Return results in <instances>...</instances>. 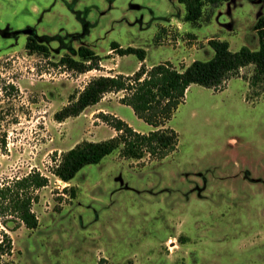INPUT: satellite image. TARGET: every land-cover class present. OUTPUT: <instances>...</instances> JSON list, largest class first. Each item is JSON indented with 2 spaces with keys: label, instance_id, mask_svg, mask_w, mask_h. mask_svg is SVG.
<instances>
[{
  "label": "rangeland",
  "instance_id": "1",
  "mask_svg": "<svg viewBox=\"0 0 264 264\" xmlns=\"http://www.w3.org/2000/svg\"><path fill=\"white\" fill-rule=\"evenodd\" d=\"M185 14L182 0H0V180L32 169L50 178L33 205L38 227L8 232L13 250L2 264H264V91L248 85L253 65L222 91L186 89L168 122L178 147L162 160L115 150L69 182L49 171L75 144L116 135L100 112L150 129L120 92L54 119L91 78L138 69L137 56L118 55L112 41L143 49L147 67L178 69L209 59L212 38L233 51L259 47L264 0L205 2L196 22ZM28 36L49 55L28 51ZM80 46L99 56L100 69L54 65L63 55L78 59Z\"/></svg>",
  "mask_w": 264,
  "mask_h": 264
},
{
  "label": "trees",
  "instance_id": "2",
  "mask_svg": "<svg viewBox=\"0 0 264 264\" xmlns=\"http://www.w3.org/2000/svg\"><path fill=\"white\" fill-rule=\"evenodd\" d=\"M186 5L185 20L196 22L202 15L205 2L216 5L225 0H182ZM259 47L252 50L242 46L236 51L230 49L229 42L212 38L208 44L213 51L207 60H193L178 69L170 61H164L147 67L143 61L145 51L132 46L121 47L112 41L110 46L118 55L134 54L140 66L132 73L99 75L91 78L77 94V97L54 114V119L77 116L86 107L98 103L104 94L122 93L119 102L129 106L134 115L145 122L150 129L141 132L134 129L122 118L100 112L98 117L116 131V135L100 141L83 140L63 152L49 171L58 179L69 182L86 165L99 163L106 155L118 150L120 156L127 159L162 160L174 152L179 144L178 133L168 125L177 107L184 101L186 89L191 84L222 91L230 78L237 76L240 68L253 65L249 77V87L261 85L264 89V16L254 24ZM25 47L30 52L49 55L48 47L28 36ZM78 59L63 55L54 65L64 70L84 73L100 69V58L91 49L77 48ZM1 150L6 148L5 138L0 139ZM49 176L38 169H32L22 176L0 180V264L4 256H10L13 250L9 231L21 226L36 229L39 220L33 211L34 203L39 200L37 191L48 186ZM72 188H64L71 191Z\"/></svg>",
  "mask_w": 264,
  "mask_h": 264
}]
</instances>
